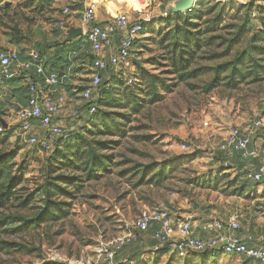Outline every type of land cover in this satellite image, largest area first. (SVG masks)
Listing matches in <instances>:
<instances>
[{"label":"rangeland","instance_id":"rangeland-1","mask_svg":"<svg viewBox=\"0 0 264 264\" xmlns=\"http://www.w3.org/2000/svg\"><path fill=\"white\" fill-rule=\"evenodd\" d=\"M30 1L0 0V40H23L24 34L28 36L26 40H34L41 34L42 21H49V1L38 0L35 6H29ZM178 1H110L130 10L141 9L153 18L145 23L129 62L101 72L102 86L107 90L92 120L100 111L111 112L124 136L112 137L119 144L102 151L110 154L109 169L75 193L66 219L40 225L32 221L42 205V182L56 174L51 151L21 144L17 133L10 129L0 134V155H11L12 162L25 167L21 186L23 192L33 193L26 208L13 202L0 210V264H107L96 257L99 243L133 230L143 211L165 207L172 213L199 219L234 212L248 201L244 192L250 181L235 167L219 162L217 146L231 126L246 124L256 116L261 117L264 129V74L256 82L247 78L239 81L236 88L227 87L229 61L246 42L223 55L227 43L217 46L221 40H216L192 66L198 69L196 76L185 83L173 73L166 59L167 49L160 40L174 24L180 23L177 16L198 8L207 12L215 6L210 16L218 12L220 25L237 23L230 17L242 14V10L231 6H243L251 0H209L201 4L198 0L190 11H173ZM253 3L250 23L256 31L262 26L258 6H264V0ZM228 30L221 29L218 34L226 38ZM258 63L263 67V56H259ZM238 68L244 71L242 65ZM79 70V80L87 82L90 67L85 65ZM142 71L157 78L155 89L139 79ZM216 76L222 79L220 85L207 90ZM128 77L133 78V83L128 84ZM124 88L135 91L134 104L121 98ZM75 94L72 91L69 95ZM76 100L79 105L73 107L75 102H66L68 109L83 104L79 97ZM71 122L80 127L84 119ZM55 145L56 141L52 143ZM153 174L160 175L153 179ZM148 236L140 246L122 248L115 262L127 258L139 264H251L242 256L221 252L191 253L183 258L169 254L151 256L147 253L151 245Z\"/></svg>","mask_w":264,"mask_h":264},{"label":"built area","instance_id":"built-area-1","mask_svg":"<svg viewBox=\"0 0 264 264\" xmlns=\"http://www.w3.org/2000/svg\"><path fill=\"white\" fill-rule=\"evenodd\" d=\"M77 1L83 5L81 6L82 22L85 27L83 36L89 44L93 56L91 57L89 80L79 95L83 104L73 110L71 118L72 121L83 118L88 126L90 117L96 112L94 100L102 81L101 72L113 70L117 66L129 62L131 51L139 40L145 23L151 19L141 9H137L133 19L129 18L126 12H119L113 17L109 26L102 27L96 21L97 0ZM197 1L193 0L190 8L186 11H190ZM70 11V6H62V12L69 13ZM59 26L62 31L67 30L63 21L59 22ZM113 32L118 33L116 49L108 56L103 57L100 54L111 46ZM46 61V53L31 49L28 59L18 64L17 70H12L11 65L18 62L17 51L0 47V92L6 80L18 75L19 71L29 69H33L35 74L42 77L44 84L52 88L51 91H48L37 86L36 82L29 80L26 104L15 112L19 142L40 151H51L53 142L58 139L70 138L79 127L74 123L60 124L55 121L57 113L66 102V97L63 95L54 96L53 88L58 87L66 76H60L54 72L45 73ZM133 81L132 77H128V84ZM249 124L247 130L241 129L240 126H231L217 149L228 159L235 157L241 160L257 159V166L247 170L244 177L248 181L258 182L264 178V156L260 155L257 148L252 145V138L255 131L262 126V119L260 116H256ZM35 125L41 128L42 137L36 133ZM8 129L9 126L4 127L0 122V134ZM240 228L236 212L230 213L224 219L215 217L194 219L190 216L172 213L165 207H159L143 211L137 218L133 230L105 243H99L95 253L98 259L107 264H139L137 260L133 261L127 258L115 262V258L126 246H140L144 243L145 236L149 234L152 242L147 247V253L151 256L169 254L183 258L191 253L221 252L225 255L246 257L251 259L253 264H264V248L254 246L251 235L240 236L237 233Z\"/></svg>","mask_w":264,"mask_h":264},{"label":"trees","instance_id":"trees-1","mask_svg":"<svg viewBox=\"0 0 264 264\" xmlns=\"http://www.w3.org/2000/svg\"><path fill=\"white\" fill-rule=\"evenodd\" d=\"M254 1H248L243 6H231L236 11L241 9L242 14L230 17L234 20L237 19V23L224 26L220 25L221 18L218 12L210 16L215 11V6H212L207 12L198 8L183 16H177L176 19L181 20L180 23L174 24L173 28L168 30L160 40V43L165 44L164 47L167 49L168 57L166 59L173 73H176L181 81L189 83L188 80L194 78L198 73V69L192 68V66L202 57L204 49L213 46L214 41L221 40L216 45L222 46L227 43L222 50L223 55L229 54L234 46L246 42L245 47L238 50L233 59L229 61L230 71L225 76V85L229 88H236L239 81H244L247 78H250V82L261 80L264 74V65L262 67L258 61L259 56L264 57V6H258L262 26L259 30L254 31L250 23L251 15L254 13V6H252ZM202 2H209V0H200L199 4ZM221 29H229L227 32L229 36L224 38L218 34ZM61 46L68 51L73 49L72 42H63ZM84 57L91 64L92 58L89 54L85 53ZM238 65H242L244 71H240ZM217 78V76L214 77L207 90L215 87L216 84L220 85L222 79L218 80ZM139 79L144 80L155 89L154 80L157 78L154 75L142 71ZM82 89L79 88L77 92ZM106 90V86H102L101 82L94 100L96 112ZM120 95L121 98L134 104L136 93L133 89L124 88ZM120 105L122 107V104ZM95 113L90 117L88 126L86 121L83 122L70 138L58 139L55 147L51 150L52 169L56 174L49 176L50 179L46 178L40 186L43 195L42 205L32 219L35 225L66 219L70 215L71 201L75 198V193L80 191L84 183L97 180L103 171L109 169L110 154H104L102 151L111 150L118 145L119 140L112 137H123L124 130L112 117L111 112L100 111L92 120ZM219 154V162L223 166L229 162L230 168L235 167L232 162L234 158L228 159L223 153ZM25 171L24 166L11 161V155H0V210L13 202L17 207L26 208L32 201L33 193L23 192L24 188L21 186ZM159 175L153 174L152 178Z\"/></svg>","mask_w":264,"mask_h":264},{"label":"crops","instance_id":"crops-1","mask_svg":"<svg viewBox=\"0 0 264 264\" xmlns=\"http://www.w3.org/2000/svg\"><path fill=\"white\" fill-rule=\"evenodd\" d=\"M31 1L28 3L29 6H35V3H37L38 0ZM110 1L112 0H97L98 9L96 11V21L100 26H109L112 23L113 17L119 12H126L131 19L135 17L137 9L134 8V10H130L126 5H117L115 2L110 4ZM49 6V12L46 14L49 21H42L43 23L41 24L43 25V30L41 34H37L34 40H26L25 38L28 36L24 34L23 40H0V47L2 49H15L17 51L18 62L11 65L12 70H17L18 64L28 59V54L31 49L46 53L47 61L44 66L45 73L54 72L57 75L66 76L58 87L53 88V95L65 96L66 102H75L71 104L73 107L79 105L76 98L79 97L80 92L77 91L79 88H83L88 82L79 80V69L85 65L90 67V62L84 57V54H89L90 58L93 55L90 46L83 35L69 41L72 42L73 49L71 51L62 48L61 44L65 37V31L60 29L59 22L63 21L67 28H81L84 32L85 27L82 22L81 14V6L83 5L77 0H49ZM62 6H70L71 11L69 13L62 12ZM146 14L152 21L153 16H151V14L149 15L147 12ZM36 26H38V24H36ZM111 39V46L104 49L100 54L101 56L106 57L115 51L118 33L113 32L111 34ZM29 80L36 82L37 86L43 87V89L48 91L52 90V88L44 84L40 75L34 73L33 69L19 71L18 75H14L5 81L4 87L0 92V120L5 123L6 126H9L10 131L13 133H17L18 131L16 127L17 123L15 121V112L26 104L28 94L27 82ZM72 91H75L76 93L73 96L69 95ZM66 102L55 118V121L60 124L72 123L71 117L74 109H68ZM81 102L82 101H80V103ZM249 123L250 122L241 124V129H249ZM261 127L253 134L252 145L257 148L260 155L264 156V129H261ZM34 129L39 136H43V132L38 125H35ZM233 162L235 168L243 174V177L247 170L255 168L258 164L257 159L241 160L238 157H235ZM249 184L250 185H248L244 192V194L248 196V201L244 202V204H240V208L234 211L237 213L241 225V228L237 233L242 237L251 235L253 237L252 244L256 247L264 248V178L258 182L250 181ZM230 213L232 212L227 214L224 213L222 216L209 215L205 218L215 217L218 219H224ZM148 242L151 243L152 241L149 240ZM137 256L138 255H135V257ZM246 259L253 264L251 259Z\"/></svg>","mask_w":264,"mask_h":264},{"label":"water","instance_id":"water-1","mask_svg":"<svg viewBox=\"0 0 264 264\" xmlns=\"http://www.w3.org/2000/svg\"><path fill=\"white\" fill-rule=\"evenodd\" d=\"M193 0H179L175 7H172L173 11L177 12H184L188 8H190ZM83 35V30L81 28L76 27H68L65 31V37L63 38V42H69L72 39L76 37H80ZM4 127H6V124L0 121ZM231 164L229 162L226 163V166H230Z\"/></svg>","mask_w":264,"mask_h":264}]
</instances>
